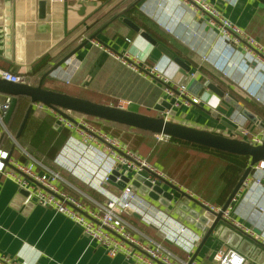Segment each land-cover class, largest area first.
I'll return each instance as SVG.
<instances>
[{
  "label": "crops",
  "instance_id": "crops-1",
  "mask_svg": "<svg viewBox=\"0 0 264 264\" xmlns=\"http://www.w3.org/2000/svg\"><path fill=\"white\" fill-rule=\"evenodd\" d=\"M39 1L4 0L2 4V20H9L10 25L6 27V31H1L0 35V67L23 75L25 82L30 85H36L44 72L54 68L53 66L79 43L102 25L110 22L95 39L103 48L88 41L62 66L48 74L43 79L42 87L113 106L119 99H122L128 102L125 109L155 116L166 110L161 111L155 108L156 105H161L160 101H172V98L164 92L167 85L145 71V67L156 65L162 75L170 80L168 86L176 89L178 85L184 84L192 95L199 98L198 104H182L173 110L174 113L170 114L171 121L240 139L242 136H238L233 130L226 127L224 122L238 128L239 131L242 125L253 133L261 130L255 123L243 116L241 110L242 108L248 109L263 123L264 118L247 106L244 102L245 99L236 95L231 86L226 84L223 79L204 67L226 87L199 70L198 66L201 65L191 58L189 49L196 52L199 49L204 55L207 54L212 44H216L214 39L217 37V30L208 27L207 18H203L200 11L189 8L184 0H141L135 5L136 10L130 13L126 12L128 7L118 10L122 0H45L44 18H39ZM145 1L151 4L149 8L146 7ZM206 1L264 46V4L258 0ZM78 2H82L86 6L82 15L77 13L80 8ZM143 4L145 5L142 6ZM155 5V9L160 10L156 20L152 18L154 15L152 10ZM182 11L184 13L180 15ZM121 16L130 18L141 31L150 34L157 44L166 47L175 56L182 60H188L190 71L181 72V68L160 48L124 24L120 20ZM180 16L185 24L186 32L184 27L177 28ZM0 27L3 28V25ZM188 35H192L194 40H190L192 46L190 45L191 47H188L189 49L186 51V44L182 43L180 38L186 37L188 40ZM46 54L51 57L50 61L39 71L32 73V69L38 66V60ZM124 54L138 56L137 63L134 61L137 70L122 63L121 57ZM243 54V50L239 49L232 53V57L239 62L244 59ZM244 66L250 75L243 80L244 86L250 87L252 83L249 81L253 78L255 83L250 87V90L256 92L261 98L264 95V81L262 82L263 74L260 67L254 63ZM218 67L222 69L221 63L218 64ZM208 82L231 94L242 106L239 109L231 106L208 88ZM5 97L6 95L0 94V103ZM19 102V108L14 111L7 123L4 122L7 130L14 137L29 100L20 97ZM262 107H264V103ZM67 115L70 119H74L80 113L69 111ZM87 120L98 126L95 120H89V117ZM78 140H80V135L75 131L58 126L50 111H40L33 107L20 136L16 139L17 143H14L0 126V144L15 159L25 162L30 156L56 172L58 170L52 168V163L53 166L56 164L63 167L57 163V156L70 154L71 146ZM125 144L129 147L127 143ZM173 144L178 146L176 143ZM186 149L192 160L195 161L192 162L190 169V164H186L185 174H181L176 168L173 169L171 165H162L158 161L153 164L166 173L168 171L170 175L167 174L197 200V202L192 201L190 197L183 196L179 191L170 188L168 184H160L164 191L173 194L169 207L170 214L200 235L201 230L195 226V222L188 221L190 220L189 213L191 210H195L199 214L206 212L201 201L218 205L224 204L229 195L222 203H219L224 188L220 173L226 163L199 150ZM93 150L95 156L89 155L88 162L93 164L96 157L98 160L101 158L105 160L101 151ZM179 162L180 160H178ZM187 162L185 161V163ZM89 167L90 165L87 166V168ZM251 169L249 178H252L255 173L254 167ZM75 177L81 181L76 175ZM68 182L89 196L102 199V196L94 189L88 188L90 192H87L75 183ZM249 184L240 187L238 194L230 202L231 216L249 226L255 233H264V175L260 184L257 185L254 182ZM66 190L77 195L69 187ZM147 198H150L156 206L165 208L150 196L147 195ZM24 199L25 194L21 189L12 180L0 175L1 254L24 260L27 264H132L122 254L108 256L103 247L90 244L81 228L65 215L37 204H25ZM124 217L135 229L137 236L163 242L175 254L184 257V253L177 246L164 241L156 228L145 224L137 215L128 212ZM221 223L219 221L218 224ZM228 247L234 248L211 234L197 252L195 260L201 264H216L212 260L213 254ZM262 250L264 248H261Z\"/></svg>",
  "mask_w": 264,
  "mask_h": 264
},
{
  "label": "built area",
  "instance_id": "built-area-1",
  "mask_svg": "<svg viewBox=\"0 0 264 264\" xmlns=\"http://www.w3.org/2000/svg\"><path fill=\"white\" fill-rule=\"evenodd\" d=\"M184 2L192 10L200 11L203 18H207V25L210 28H216L218 39L227 53L243 50V65L251 63L258 65L263 74L262 81L264 80V46L261 43L220 14L206 0H184ZM89 41L103 48L96 40ZM137 59V55L124 54L121 57L122 63L133 70H137ZM145 71L167 85L164 92L172 98V101L170 108L160 114L164 120L171 121L170 110H175L182 104H198L199 98L192 95L184 84L178 85L176 89L168 86L170 80L162 75L156 65L145 67ZM0 79L15 83L25 82L23 75L2 67H0ZM254 94L255 92L251 93ZM127 104V101L119 99L115 106L125 109ZM9 105L10 97L6 96L0 103V126L7 136L17 143L3 121ZM32 107L40 111H50L58 126L80 135V140L73 144L74 147L71 146V153L58 155L56 161L72 173L75 172L82 183L94 189L102 199L93 198L80 191L58 172L45 167L30 156L25 162L15 159L0 145V175L12 180L21 191L25 192V204H37L65 215L81 228L90 244L103 247L108 256L122 254L132 264H201L195 259L191 260L200 235L170 214L172 199H166L168 205L162 209L147 198L148 193L154 191L153 186H160L163 183L174 185L192 197L182 186H179L161 168L150 163L137 150L129 148L120 138L89 122L86 115L80 114L77 118L69 119L40 102H34ZM64 112L67 114L69 111ZM240 133L242 140L253 145L261 144L264 140V129L253 133L242 125ZM152 135L157 142L167 141L169 138L163 134L152 133ZM93 149L101 151L105 160L102 158L98 160L96 157L93 164L88 162L89 155L95 156ZM69 163L76 169L70 167ZM252 167H254V176L252 178L247 176L241 187L250 185V182L260 184L264 175V161H259ZM133 181L138 182L136 187L132 186ZM65 186L73 189L77 195L68 192ZM143 188L145 190H142ZM157 198L165 197L162 193H157ZM201 203L208 212L213 214L221 212V217L226 222L238 231L251 236L264 247V233H255L249 226L232 218L230 205L223 210V205L204 201ZM128 212L137 215L145 224L156 228L162 239L177 246L184 253V257L175 254L163 242L137 236L135 229L124 217ZM212 260L216 264H247V256L230 247L216 251ZM0 264L27 263L0 253Z\"/></svg>",
  "mask_w": 264,
  "mask_h": 264
},
{
  "label": "water",
  "instance_id": "water-1",
  "mask_svg": "<svg viewBox=\"0 0 264 264\" xmlns=\"http://www.w3.org/2000/svg\"><path fill=\"white\" fill-rule=\"evenodd\" d=\"M140 1L141 0H136L132 4V6H135ZM258 1L264 4V0ZM3 2L4 0H0V26L3 25V28L0 27V35L2 34L1 31H6V27L10 25L9 20H2ZM78 5L80 6V8L77 13L82 15L85 11L86 6L82 2H78ZM7 9H9V7H7ZM8 11L9 10H7V13H9ZM38 11L39 18H44L46 13L45 0L39 1ZM120 20L124 24L132 28L134 31L139 32L141 36H143L151 44L156 45L158 48H160L166 56L171 58L173 62H175L181 68V72L187 73L190 71V63L188 60H182L180 57L175 56L173 52L168 50L166 47L157 44L155 39L150 34L141 31L139 26L134 23L130 18L121 16ZM202 20L203 19L201 18V21ZM109 23L110 22L105 23L98 30L93 32L81 43H79L77 47H75L68 54H66L59 62H57L53 66L54 68L44 72L36 85H30L27 82L15 83L0 79V94L10 97V105L5 115L3 116V121L5 123L8 122L15 110L18 99L20 97H25L29 100V104L21 120L19 129L15 134L16 139H18V137L20 136V133L29 115V112L32 109V104L34 102H40L45 106L65 115L69 119L70 117H68V115L64 111H73L89 117H94L103 121L124 125L141 131L163 134L169 138H175L177 140L185 141L188 143L211 148L218 151L248 156L250 160V165L246 167L243 174L241 175L234 188L230 192L229 196L227 197L226 201L224 202L222 206L224 210L230 204V202L240 189L242 183L249 175L251 167L259 161H264V140L261 144L253 145L240 138L226 137L208 130L193 128L172 121H166L160 115H146L132 110L122 109L113 105L96 103L88 99L71 96L65 93L56 92L42 87L43 79L48 74H50L57 67L62 66V64H64L79 48L85 45L89 40L97 39V35L101 33ZM207 86L210 90H212V92H214L219 97L223 98V100L228 102L231 106L235 107L236 109H239L242 106V104H239V101L235 99L231 94L226 93L224 90L220 89L215 84L208 82ZM160 103L161 105L155 106L156 109L163 111L164 109L170 108V102L160 101ZM173 113L174 111L170 110V114ZM241 113L247 119L255 123L259 128L264 129V123L254 113L250 112L246 108H242ZM224 125L233 130L238 136H241V133L238 128H235L226 122H224ZM146 183L149 185L148 182ZM166 184H168L170 188L179 191L180 194H182L183 196L190 197L189 195L176 188V186L171 185L169 183ZM123 185L124 184H122V186ZM137 185L138 182H132L133 187H136ZM153 188L154 191L149 192L148 195L154 200H157L162 205L167 206V200L173 199V195L164 191L163 188H161L160 186H153ZM142 190H145V188H143ZM23 193L25 194V192ZM157 193H162V195L167 200L165 198H157ZM190 199L194 202H197V200L193 197H190ZM179 205L182 206V204ZM188 217L190 219L188 221L195 222V226L201 230L200 240L197 244L195 253L191 257V260L195 259V256L202 247V245L205 243L208 237L213 234L214 236H217L218 238L224 240L229 246L234 247L239 252L245 254L247 256V264H264V250L261 251V248L264 247L251 236L244 234L238 231L237 229H233L234 227L221 217V212L213 214L211 212L206 211L202 214H199L197 211L191 210ZM219 221H221L222 223L218 224ZM242 236H244L245 238H243Z\"/></svg>",
  "mask_w": 264,
  "mask_h": 264
},
{
  "label": "rangeland",
  "instance_id": "rangeland-1",
  "mask_svg": "<svg viewBox=\"0 0 264 264\" xmlns=\"http://www.w3.org/2000/svg\"><path fill=\"white\" fill-rule=\"evenodd\" d=\"M134 1L135 0H122V4L121 6L118 7V10L128 6L129 4H132ZM150 6L151 4L149 3L146 4V7L149 8ZM155 7L156 5L153 7V10H152V13L154 14L152 18L156 20L158 11L160 10L155 9ZM183 13L184 12L182 11L180 15H182ZM178 21L179 22H178L177 28L182 29V27H184L183 29L186 32V27H185L183 20L181 19V16H180V19H178ZM188 37H189L188 40L186 39V37H183L182 38L183 40L180 38L182 43L186 44V48H185L186 51L192 46L190 44V42L192 41L190 40H194L192 35H188ZM214 40H216V44L215 45L212 44L210 50H208L207 54L205 55L199 49L197 50V52L189 49L188 52L190 53V56H192L191 58L197 61L201 66L208 68L216 76L223 79L226 84L231 86V88L233 89V92L236 95L242 97L243 99L247 101L255 102L263 106L264 95H262L261 98L259 95H257L256 92L254 95H251L253 91L250 90V87H252V85L255 83V80L253 78L250 79L249 82L252 83L250 87H246L244 86L245 84H243V80L247 79L248 76L250 77V75L247 73L246 67L243 65V62L242 61L238 62L234 60V58L232 57V53H227L224 46H222V44L220 43L218 39V35L217 37H215ZM219 63H221L222 69L218 67ZM93 120L96 121V124L98 126L102 127L107 132L111 133L112 135L119 137L121 140L127 143L129 147L140 152L143 156H145L148 159L150 163L158 161L159 163L161 162L162 165H166V166L171 165L173 169L176 168L177 170H179V172H181V174H185L186 164H190L189 166V169H190V167L192 166V162L195 161V160L194 161L192 160V157L189 155L186 149L189 147H181L179 145L177 146L167 141L157 142L154 139L153 135H151L150 133H147L146 131L144 132V131L137 130V129L127 128V127L120 126L114 123L100 121L95 118H93ZM178 160H180L179 163H178ZM185 161H188V162L185 163ZM51 166L52 168L54 167V169L58 170V173L64 179H67L68 181L75 183L81 189L87 192H90V189H88L90 187H88L86 183H82L81 181H79L74 175L75 172L72 174V172L67 167H60V166H57L56 164H54L53 166V163ZM69 166L72 167L73 169H76L74 166L71 165V163H69ZM167 173L169 172L167 171Z\"/></svg>",
  "mask_w": 264,
  "mask_h": 264
},
{
  "label": "trees",
  "instance_id": "trees-1",
  "mask_svg": "<svg viewBox=\"0 0 264 264\" xmlns=\"http://www.w3.org/2000/svg\"><path fill=\"white\" fill-rule=\"evenodd\" d=\"M127 7L129 8L126 11L127 13H130V12H133V11L136 10V6H131V4H129L125 8H127ZM50 58L51 57L48 56L47 54L44 55L43 57H41L38 60L37 68L32 69V73H35V72L39 71L40 69H42L50 61ZM198 69L201 70L206 75L210 76V78L212 80H216L220 84L225 86L221 81L216 79V77L213 76L210 72H207V70L204 69V67L198 66ZM19 99H18L17 105L15 107V110L17 108H19V106H20ZM244 102H245V104L247 106L251 107V109L255 113H257L260 117L264 118V107L258 105L255 102H247L245 100H244ZM89 118L93 120L94 117H92V118L89 117ZM147 133H150V132H147ZM150 134L152 135V133H150ZM167 141L169 143H176V144H178L179 146H182V147L193 148V149L199 150L201 152L213 155V156L223 160L226 163L225 167L223 168V170L220 173V179L222 180V182L224 184V188H223V193L221 195L222 199L221 200L219 199L220 200L219 203H222V201L225 200L226 197L230 194V192L232 191V189L234 188L235 184L237 183V181L239 180V178L241 177V175L243 174L244 170L246 169V167L249 165V162H250L248 156L237 155V154L227 153V152H223V151H218V150H214V149H211V148H207V147L198 146V145H195V144H192V143H188V142H185V141L177 140V139L171 138V137L168 138Z\"/></svg>",
  "mask_w": 264,
  "mask_h": 264
}]
</instances>
